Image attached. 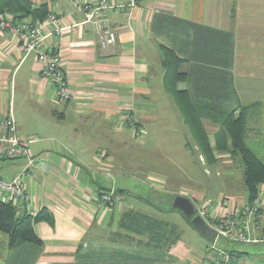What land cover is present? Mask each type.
I'll return each instance as SVG.
<instances>
[{
    "label": "crops",
    "instance_id": "obj_1",
    "mask_svg": "<svg viewBox=\"0 0 264 264\" xmlns=\"http://www.w3.org/2000/svg\"><path fill=\"white\" fill-rule=\"evenodd\" d=\"M30 1L35 8L47 5L49 13L59 15L63 24L85 20L84 12L76 9L72 0ZM104 17L118 36L112 47L102 48L89 23L55 39L72 94L71 100L60 106L55 103V86L40 77L36 56L24 58L16 37L0 31V114H13L14 75L26 66L18 91L24 98L27 94L30 99L36 97L42 108L47 104L49 116H58L56 124L41 122L32 129L17 123L13 114L36 162L24 179L28 199L16 204L20 211L34 216L46 209L52 222L35 225L39 245L11 249L8 236L0 232V264H210L213 243L181 211L172 208L173 199L186 197L215 214L224 199L237 206L248 202L245 179L242 193H228L212 202L182 190L176 179L169 182L151 176L147 178L150 189L156 190L149 183L158 179L159 184L171 186L166 191L167 203L156 208L144 198L145 183L129 186L130 178L121 176L120 171L121 181L113 178L115 159L109 146L123 143L124 134L133 136L130 122L142 131L139 137L134 136L144 146L157 136L159 109L170 95L164 86L166 71L160 47L164 45L183 60L180 71L187 79L179 89L188 91L193 104L222 112L249 107L245 144L264 164V0H144L131 12L113 11ZM218 131L209 135L210 142L216 165L226 170V161L236 156L230 153L227 137L220 133L218 138ZM0 160L8 159L0 155ZM13 162L9 177L0 175L6 182L20 175L27 164L25 157ZM119 182L122 185L117 188ZM110 192L124 199L102 202L101 196ZM259 199V214L250 217L251 235L259 241L218 242L219 248L236 256L234 264H264V185ZM154 210L159 219L176 221V244L171 240L169 245H159L155 236L123 228L129 212L153 214Z\"/></svg>",
    "mask_w": 264,
    "mask_h": 264
},
{
    "label": "rangeland",
    "instance_id": "obj_2",
    "mask_svg": "<svg viewBox=\"0 0 264 264\" xmlns=\"http://www.w3.org/2000/svg\"><path fill=\"white\" fill-rule=\"evenodd\" d=\"M25 68L26 66L18 74L16 73L13 79L16 91L14 90L13 92L12 106L13 114L18 121L17 123L21 122L27 128L31 127L32 129L40 125L41 122L56 124L58 116H49L47 114L49 112L46 110L49 107L47 104L42 108L37 104L36 97L30 99L27 94V98H24L23 92L18 91V81L27 73ZM166 99L168 103L164 102L159 109V127L156 128L157 136L154 135L151 142L148 141L144 146L138 142L134 134V137L131 136L132 134L130 136L124 134L123 143L109 146L112 152L111 154H113L111 156L115 159L113 178L121 181V176L126 175L131 181L129 186L141 185L140 181L145 183L146 186L143 188L144 198L156 208H161V205L167 201L165 198L169 195L166 194V191L170 190L171 186L168 183L164 185L159 184L158 179L157 181L149 183L151 184L150 187L156 189L152 190L147 187V178L151 176H156L164 180L166 178L169 182L176 179L179 184L181 183L182 190L201 194L206 197L205 201L211 200L215 202L220 196H228V193H242L244 190V166L239 158H229L226 164H224V167L226 166L228 168L226 170L220 164L214 166L206 165L173 97L167 95ZM55 103L58 106L63 105V102H59L58 100ZM203 124L211 135H213L215 129H218V126L208 118H204ZM224 135L226 136L225 133ZM226 137L228 147H230V140L228 136ZM218 138L220 139L219 136ZM155 140L158 142L157 145L154 143ZM14 164L15 162L13 160H0V175L4 178L9 177L15 167ZM118 172L121 173V176L118 175ZM156 177L152 179H156ZM121 185L119 182L117 188H120ZM131 192V195H138L136 191ZM2 198L3 196L0 195V200ZM169 199L168 204L171 201V198ZM130 200L132 201L131 196ZM156 213L154 210L153 214H141L142 216H140L146 219H139V217L136 220L140 222L145 221L147 225H152L153 223L157 227V231L148 232V230H141L140 232L133 231V233H140L142 235L143 233H147L150 237L160 235L163 239V245L171 244V240L176 244L175 240L177 241V239L175 238L178 235L177 229H175L176 221L174 223L167 222V220L172 219L171 217H166V221L161 220L156 217ZM196 216L198 215L195 213ZM162 217L164 216L162 215ZM195 234L198 233L196 232ZM218 242L221 245L222 241Z\"/></svg>",
    "mask_w": 264,
    "mask_h": 264
},
{
    "label": "built area",
    "instance_id": "obj_3",
    "mask_svg": "<svg viewBox=\"0 0 264 264\" xmlns=\"http://www.w3.org/2000/svg\"><path fill=\"white\" fill-rule=\"evenodd\" d=\"M144 0H121L120 3H111L109 0H99L95 4L81 3L72 0L76 9L84 12L85 20L82 25L92 24L97 31L99 43L103 49L112 47L117 42V33L110 28L105 15L109 12H131L139 7ZM81 24H63L59 15L50 12L42 23H33L25 19L14 21L8 17L0 19V31L11 33L23 46L24 58L35 55L41 65L40 77L55 86V101L68 102L72 98L68 80L63 72L62 58L56 38L61 37L63 32L76 28ZM130 120V119H128ZM136 137L141 132L136 125L130 122ZM0 155L8 160L25 157L27 160L23 172L10 182L0 178V195L2 201L27 200L25 177L31 166L36 164L27 148V141L21 136L18 125L12 114H0ZM124 197L117 196L114 192L105 193L101 196L104 203L112 204L122 201ZM259 197L253 202H246L241 206L234 205L231 200L221 201V208L215 214H210L206 208L195 205L196 214L199 215L216 233L217 237L212 245L214 257L210 264H234L236 256L227 250L218 247V241L228 244L256 243L251 235L250 217L258 215L260 210Z\"/></svg>",
    "mask_w": 264,
    "mask_h": 264
},
{
    "label": "trees",
    "instance_id": "obj_4",
    "mask_svg": "<svg viewBox=\"0 0 264 264\" xmlns=\"http://www.w3.org/2000/svg\"><path fill=\"white\" fill-rule=\"evenodd\" d=\"M49 11L47 5L35 8L30 0H0L1 17L11 16L14 21L31 20L33 23H42ZM163 64L165 66L164 86L173 97L180 114L184 117L193 139L196 142L200 155L206 165L217 164L214 147L210 142V134L203 124L204 118H208L218 126V134H226L230 140V153L240 159L244 166V179L248 189V202H253L259 197L260 187L264 185V164L247 148L245 144L246 122L249 107H240L233 112H222L209 108L198 107L190 99L186 90L179 89V85L186 81L187 75L180 71L183 60L168 47L161 45ZM219 136V135H218ZM18 203L20 201H17ZM20 205L15 201L0 200V232L8 236L9 247L15 249L25 244H41V240L35 231V225L40 222H52V216L46 209L37 215H31L27 211H20ZM134 214L133 211L126 215L125 230L133 231H157V227L147 225L146 219ZM134 217V218H132ZM191 222L192 219H187ZM160 235L155 236L154 242L162 244ZM156 242V243H157Z\"/></svg>",
    "mask_w": 264,
    "mask_h": 264
},
{
    "label": "water",
    "instance_id": "obj_5",
    "mask_svg": "<svg viewBox=\"0 0 264 264\" xmlns=\"http://www.w3.org/2000/svg\"><path fill=\"white\" fill-rule=\"evenodd\" d=\"M172 208L181 211L187 219H192V225L211 243H214L217 233L198 215L195 217L196 209L194 203L183 196L173 199Z\"/></svg>",
    "mask_w": 264,
    "mask_h": 264
}]
</instances>
